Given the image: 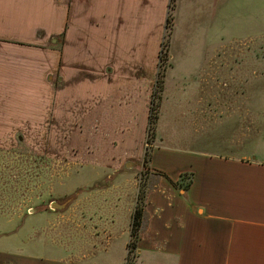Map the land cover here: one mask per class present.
Masks as SVG:
<instances>
[{"label": "rangeland", "instance_id": "obj_1", "mask_svg": "<svg viewBox=\"0 0 264 264\" xmlns=\"http://www.w3.org/2000/svg\"><path fill=\"white\" fill-rule=\"evenodd\" d=\"M219 2L127 1L126 57L142 64L137 82L87 116L75 114L73 123L0 130V264H127L133 216L143 207L139 245L150 191L167 178L153 168V153L222 154L227 151L219 144L226 140L239 146L241 125H230L228 140L225 124L243 115L252 92L255 108H262L264 0H232L214 20ZM160 38L159 55L163 44L168 47L163 88L154 55ZM218 43L225 44L217 49ZM152 109L159 114L156 125L150 124ZM247 122L258 139L260 114L248 113ZM214 134L222 138L218 147ZM156 162L182 166L160 154ZM143 250L139 258L135 252L134 264H151Z\"/></svg>", "mask_w": 264, "mask_h": 264}, {"label": "crops", "instance_id": "obj_2", "mask_svg": "<svg viewBox=\"0 0 264 264\" xmlns=\"http://www.w3.org/2000/svg\"><path fill=\"white\" fill-rule=\"evenodd\" d=\"M127 1L0 0V130L30 122L43 127L51 121L73 123L75 114L87 116L137 82L142 64L126 57ZM222 1L214 20L232 2ZM199 62L205 64L204 59ZM245 98L250 102L243 115L229 116L225 124L228 140L234 135L230 125H241L239 146L227 140L219 144L228 154L153 153V168L167 178L148 196V224L138 258L144 247L151 264H264V96L262 108H255L253 92ZM248 113L262 118L258 139L248 132L253 126H248ZM214 138L218 147L222 138ZM158 154L181 160V168L157 164ZM185 174L187 190L174 185Z\"/></svg>", "mask_w": 264, "mask_h": 264}, {"label": "trees", "instance_id": "obj_3", "mask_svg": "<svg viewBox=\"0 0 264 264\" xmlns=\"http://www.w3.org/2000/svg\"><path fill=\"white\" fill-rule=\"evenodd\" d=\"M171 23L170 18L167 20V26ZM168 47H166V43L163 44V48L162 51L160 52L159 55V67H160V71L158 73V78H157V85L159 84V86H161L160 88H163V83H164V69H162L163 66V61L168 57ZM163 71V72H162ZM163 85V86H162ZM154 116V117H153ZM159 119V114L158 111L156 109H152V114L150 115V124H154L156 125V122ZM159 173V172H158ZM160 175H162L163 177H165L164 174L159 173ZM187 178L186 174L180 176L179 182L176 184H174L175 186H181V189L183 190H187V184L185 182V179ZM143 207H141L140 209H137L134 216H133V224H132V230H131V239L130 242L128 243L127 246V250H128V255H127V264H134L133 259L136 257L134 254L138 249V239H139V231L140 228L142 226V224L144 223V212L142 211Z\"/></svg>", "mask_w": 264, "mask_h": 264}, {"label": "water", "instance_id": "obj_4", "mask_svg": "<svg viewBox=\"0 0 264 264\" xmlns=\"http://www.w3.org/2000/svg\"><path fill=\"white\" fill-rule=\"evenodd\" d=\"M55 208H57V209H61L62 207H60V206L57 205V204H53V205H52V209H55Z\"/></svg>", "mask_w": 264, "mask_h": 264}]
</instances>
